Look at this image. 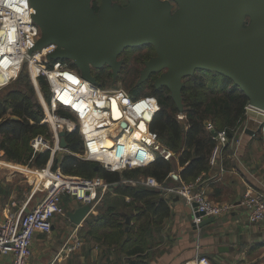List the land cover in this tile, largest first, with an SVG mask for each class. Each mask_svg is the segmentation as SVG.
I'll list each match as a JSON object with an SVG mask.
<instances>
[{"label":"built area","instance_id":"2783aa9c","mask_svg":"<svg viewBox=\"0 0 264 264\" xmlns=\"http://www.w3.org/2000/svg\"><path fill=\"white\" fill-rule=\"evenodd\" d=\"M33 14L28 0H0V91L15 80L23 66H27L36 89L39 77L45 78L49 86V100L44 99L45 104L41 103L44 116L40 124L50 129L52 139L48 140L40 135L33 137L29 142L32 152L38 154L60 151L57 134L63 131L79 135L83 152L76 157L95 163L106 172L121 173L151 166L156 159V150L168 151L149 131V126L160 109L157 99L153 96L132 97L122 89L106 90L83 79L78 69L72 68L74 65L70 61L49 60L48 57L56 51L54 44L30 53L40 39V30L32 19ZM31 69L36 71L34 75L31 74ZM114 106L119 113L118 118L114 117ZM249 111L262 116L263 122H258L256 128L263 130L264 112L248 103L244 115ZM176 119L179 122L186 121L183 113H178ZM247 127L245 122L236 130L243 134ZM205 128L215 143L209 158L212 168L222 158L226 148L233 149L238 132L235 130L230 139L226 130L217 131L210 122L205 124ZM213 133L216 135L213 136ZM50 168L49 163L43 169H37L45 174V179L37 187L44 194L38 205L27 213L7 212L0 222V260L10 256L12 264H29L35 234L49 235L53 220L56 217H66L64 198L80 206H88L91 213L101 204L112 186L99 177H70L63 175L59 169L52 173ZM199 182L200 178L189 184L164 186L154 178L146 177L138 182L125 183L133 186L137 183L160 190L167 200L172 197L180 198L191 208L192 223L197 227L204 219L218 218L228 211L227 207L210 201ZM240 206L248 222L263 223L264 183L260 188L247 187L241 195ZM76 231L77 227L62 245L59 254L71 253L81 247L82 240L76 237ZM197 264L209 262L201 258Z\"/></svg>","mask_w":264,"mask_h":264},{"label":"water","instance_id":"95a60500","mask_svg":"<svg viewBox=\"0 0 264 264\" xmlns=\"http://www.w3.org/2000/svg\"><path fill=\"white\" fill-rule=\"evenodd\" d=\"M28 3L40 30L30 53L54 44L56 51L49 60L70 61L93 84L98 83L91 70L109 69L116 76L118 58L126 49L152 47L155 56L146 63L140 83L160 74L153 86L169 92L178 113H182L183 79L200 70L228 78L250 106L264 112V0H127L126 7L115 5L113 10L109 0H102L97 13L88 0ZM245 133L254 134L249 129ZM66 135L57 134L63 151ZM58 166L55 160L50 171L56 172ZM100 169L96 164L95 171ZM89 211L81 206L67 216L79 226ZM213 220L204 219L198 228Z\"/></svg>","mask_w":264,"mask_h":264},{"label":"trees","instance_id":"16d2710c","mask_svg":"<svg viewBox=\"0 0 264 264\" xmlns=\"http://www.w3.org/2000/svg\"><path fill=\"white\" fill-rule=\"evenodd\" d=\"M116 2L120 7H125V0ZM99 3L100 0H94V13L98 12ZM135 49L137 48L129 50ZM147 58L148 54L141 57L144 60ZM72 68L76 69L74 66ZM25 69L24 66L18 80L12 82L14 87H9L11 83L0 95V151L10 163L43 169L50 160V153L34 154L29 142L39 135L49 139L50 134L47 127L40 124L44 116L43 109L37 97L35 98ZM154 76L155 74L151 75L146 81L150 92L146 96L155 97L160 109L153 118L149 131L176 158L177 163L173 158L165 157L157 151L155 162L147 168L121 173L106 172L103 169L95 171V163L81 161L74 156L81 154L83 148L79 135L73 133L65 137L68 153L62 155L58 166L65 176L85 179L99 177L108 184L117 185L113 195H104L101 204L95 209L97 214L87 218L86 236L111 248L117 258L134 257L130 264H144L145 257L142 255L159 243L163 222L170 216V200L165 199L160 190L125 182H138L146 177H152L164 186L195 182L210 170L209 158L215 144L205 124L210 122L217 131L226 130L231 139L245 120V107L248 104L246 97L228 78L214 72L195 71L192 76L183 79L181 102L186 121L182 123L176 119L178 108L169 97V92L154 88ZM37 84L43 91L44 99L48 101L50 92L47 81L39 77ZM98 85L104 88L103 85ZM139 89L142 90L143 87L136 86L129 94L138 97ZM8 111H11L10 117H6ZM11 117L17 120H11ZM257 131V139L264 144V129ZM227 150L228 148L225 151ZM55 160H58L56 156L53 163ZM174 176L177 177L176 180ZM128 215L131 225L125 223Z\"/></svg>","mask_w":264,"mask_h":264},{"label":"crops","instance_id":"0c3cea01","mask_svg":"<svg viewBox=\"0 0 264 264\" xmlns=\"http://www.w3.org/2000/svg\"><path fill=\"white\" fill-rule=\"evenodd\" d=\"M38 96L40 104L41 100L45 102L44 97ZM10 114L8 111L6 117ZM250 130L253 135L238 131L233 149L225 151L218 163L199 177L209 200L227 207V213L198 228L192 223L191 208L180 198L172 197L170 216L163 222L159 243L142 255L144 264H197L201 258L209 264H264V222H248L240 206L241 195L247 187L260 188L264 183V144L257 139L258 131ZM157 151L170 159L174 157L163 150H156L155 157ZM3 155L0 151V222L7 212L18 214L33 210L44 196L37 187L45 179V174L35 170L38 169L35 166L10 163ZM55 155L59 164L62 156L58 157L57 152H50L48 164H53ZM116 187L112 185L109 193L113 195ZM63 206L66 217L53 220L51 233L35 234L29 264H130L135 259L117 258L111 248L86 236L85 222L90 215L97 214L96 210L77 226L75 234L82 240L81 247L59 254L76 227L67 214L81 207L68 198L63 199ZM129 217L126 225L132 224ZM0 264H12L11 257H3Z\"/></svg>","mask_w":264,"mask_h":264},{"label":"rangeland","instance_id":"374dc122","mask_svg":"<svg viewBox=\"0 0 264 264\" xmlns=\"http://www.w3.org/2000/svg\"><path fill=\"white\" fill-rule=\"evenodd\" d=\"M101 1L100 0V3H99V6L101 4ZM159 1H165V0H159ZM93 2L94 0H88V3H89V6L92 7L93 5ZM110 2V7L111 9L113 10L115 8V5H120L118 2H116V0H109ZM126 3L125 4V7L127 6V0H125ZM170 3H172L171 1H169ZM173 4V3H172ZM174 5V4H173ZM175 6V5H174ZM123 8V7H122ZM101 9V7H100ZM148 54V57L147 59H141V57L143 55H146ZM155 56V52L153 50L152 47H148V49L146 47H140V48H137L135 50H125L118 58V60L121 62V66L119 68V72L117 73L116 76H112L111 74V71L109 69H103V71H101L99 73V71H96V70H91V74L93 76V79L96 80V82H98L101 86L103 85V89H106V90H117V89H122L124 90L125 92L129 93V91L136 87V86H141L143 87V89H139L140 92H138V97H145L146 94H149V84L146 82L144 84L140 83L141 82V73L143 72V70L145 69V65L146 63L151 60L153 57ZM24 67V66H23ZM22 67V68H23ZM21 68V70H22ZM25 72H26V75L28 76L32 86H33V89H34V93H35V98L38 96L42 99V97H44L43 95V91L40 89L39 85H38V89H36L32 83V79L30 77V73H29V70L27 68V66H25ZM20 70V71H21ZM20 71L17 75V77L15 78V80L17 79L18 80V76L20 74ZM160 74H155L154 78H158ZM154 79V80H155ZM14 80V81H15ZM153 80V82H154ZM13 81V82H14ZM15 83V82H14ZM14 83H12L9 87H14ZM142 84V85H141ZM153 84V83H152ZM8 87V88H9ZM8 88H5V89H8ZM5 89L0 92V95H2L5 91ZM45 98V97H44ZM38 99V98H37ZM39 101V100H38ZM43 104H45V102L43 100H41ZM40 103V102H39ZM41 105V104H40ZM42 107V106H41ZM245 116V115H244ZM247 116V117H246ZM245 116V120L244 122H242V124H244L245 122L248 124V129H252V130H257L256 128V125L258 122H263L262 121V116L260 114H257V113H254V112H248V114H246ZM251 122V123H250ZM184 123V122H182ZM241 124V125H242ZM240 125V126H241ZM239 126V127H240ZM238 127V128H239ZM263 128V127H262ZM48 130V134H50V137L49 139H51V132H50V129L47 128ZM237 131V130H236ZM235 131V132H236ZM234 132V133H235ZM238 132V131H237ZM240 133L242 134V131H240ZM45 137H47V135H44ZM48 139V140H49ZM64 154H67L66 151H63V150H60L57 152V156L60 157ZM81 154H78V155H74V156H80ZM56 156V155H55ZM77 159H79V157H76ZM80 160V159H79ZM82 161V160H81ZM48 165V164H47ZM35 169V168H33ZM37 170V169H35ZM41 190V189H40ZM42 192V191H41ZM43 193V192H42Z\"/></svg>","mask_w":264,"mask_h":264},{"label":"bare ground","instance_id":"6f19581e","mask_svg":"<svg viewBox=\"0 0 264 264\" xmlns=\"http://www.w3.org/2000/svg\"><path fill=\"white\" fill-rule=\"evenodd\" d=\"M35 72H36L35 69H31V74H32V75H34ZM68 77H69V76H68ZM68 79H70L71 81H75V80L71 79L70 77H69ZM113 113H114V117H115V118H118V117H119V113H118V111H117V109H116L115 106H114ZM76 227H77V226H76Z\"/></svg>","mask_w":264,"mask_h":264},{"label":"flooded vegetation","instance_id":"af4514ba","mask_svg":"<svg viewBox=\"0 0 264 264\" xmlns=\"http://www.w3.org/2000/svg\"><path fill=\"white\" fill-rule=\"evenodd\" d=\"M170 3V2H169ZM172 4V3H171ZM174 6V5H173ZM175 6H174V8L172 9V12H174L175 11ZM99 71H103V70H99Z\"/></svg>","mask_w":264,"mask_h":264}]
</instances>
